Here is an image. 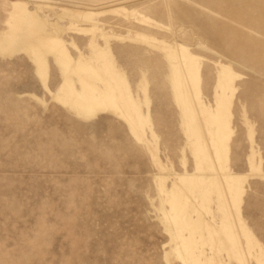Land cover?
<instances>
[{"label": "rangeland", "instance_id": "374dc122", "mask_svg": "<svg viewBox=\"0 0 264 264\" xmlns=\"http://www.w3.org/2000/svg\"><path fill=\"white\" fill-rule=\"evenodd\" d=\"M0 264H264V0H0Z\"/></svg>", "mask_w": 264, "mask_h": 264}]
</instances>
